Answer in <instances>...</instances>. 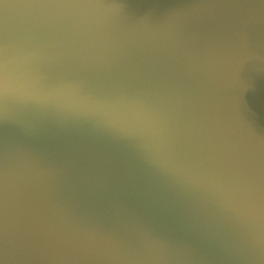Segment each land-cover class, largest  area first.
Instances as JSON below:
<instances>
[{
    "label": "water",
    "instance_id": "95a60500",
    "mask_svg": "<svg viewBox=\"0 0 264 264\" xmlns=\"http://www.w3.org/2000/svg\"><path fill=\"white\" fill-rule=\"evenodd\" d=\"M0 264H264V0H0Z\"/></svg>",
    "mask_w": 264,
    "mask_h": 264
}]
</instances>
